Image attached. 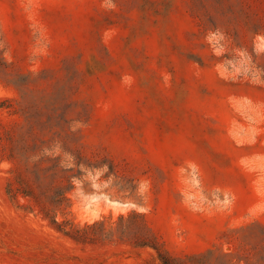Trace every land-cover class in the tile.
I'll return each instance as SVG.
<instances>
[{
	"label": "rangeland",
	"instance_id": "374dc122",
	"mask_svg": "<svg viewBox=\"0 0 264 264\" xmlns=\"http://www.w3.org/2000/svg\"><path fill=\"white\" fill-rule=\"evenodd\" d=\"M264 264V0H0V264Z\"/></svg>",
	"mask_w": 264,
	"mask_h": 264
},
{
	"label": "trees",
	"instance_id": "16d2710c",
	"mask_svg": "<svg viewBox=\"0 0 264 264\" xmlns=\"http://www.w3.org/2000/svg\"><path fill=\"white\" fill-rule=\"evenodd\" d=\"M202 264H205V262H202Z\"/></svg>",
	"mask_w": 264,
	"mask_h": 264
}]
</instances>
